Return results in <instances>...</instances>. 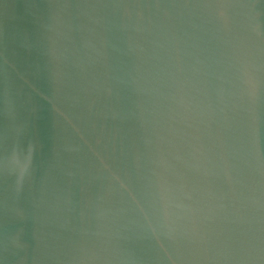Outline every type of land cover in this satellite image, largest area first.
I'll return each instance as SVG.
<instances>
[{
    "label": "water",
    "instance_id": "obj_1",
    "mask_svg": "<svg viewBox=\"0 0 264 264\" xmlns=\"http://www.w3.org/2000/svg\"><path fill=\"white\" fill-rule=\"evenodd\" d=\"M0 264H264V0H0Z\"/></svg>",
    "mask_w": 264,
    "mask_h": 264
}]
</instances>
